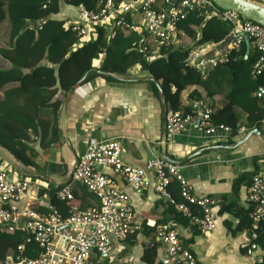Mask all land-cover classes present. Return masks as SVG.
Listing matches in <instances>:
<instances>
[{"label": "crops", "instance_id": "0c3cea01", "mask_svg": "<svg viewBox=\"0 0 264 264\" xmlns=\"http://www.w3.org/2000/svg\"><path fill=\"white\" fill-rule=\"evenodd\" d=\"M249 1L264 6V0ZM78 17L79 9L62 4L59 19L77 20ZM228 38L217 46L211 44L208 56L215 55L213 49L221 52L226 48L227 52V47L233 40L231 38L229 41ZM108 39L113 38L108 35ZM9 41L10 26L9 22L5 21L0 25V47H7ZM253 51L251 45V53ZM104 58V55L101 56L95 64L97 70L100 69ZM10 67L11 64L0 57V69ZM119 79V82H108L103 77H97L82 85L84 95L73 91L61 97L63 102L58 121L63 140L51 149L41 151L36 159L40 167L49 164L47 176H34L37 171L28 169L31 179L36 180L30 181L27 198L18 203L19 207L23 209L32 203L37 211H46V206L51 203L49 192L58 187H62V190L69 187L83 210L97 205V198L95 200L92 195L88 196L86 189L74 181L75 165L85 155L92 141L117 140L121 145L122 158L128 165L145 169L147 163L154 158L166 160L168 157L175 161L173 165L178 167L195 196L217 201L212 208L216 227L207 232L192 224L185 227L177 223L169 212V200L154 189L153 171H147L148 186L137 192L111 169H106L105 172L114 181L115 187L129 196V204L135 212L140 230L126 242H113L112 250L106 259H98L95 252H92L89 264H121L126 261L143 264L141 259L144 248L157 241L155 235L160 227L179 230L183 244L188 245L202 264H254V261L245 255L242 247L251 243L253 230L245 228L238 231V228L248 214L252 220L250 187L256 174H264V138L255 135L244 144L235 146L236 141L242 140L254 130L247 126V115L241 110H237L240 125L238 134L234 137L232 133L223 132L205 136L198 132L196 125H190L186 130L170 136L165 130L162 96L160 100L153 93V84H156L152 80L154 78L135 67L126 77ZM172 90L175 91V88ZM196 92L206 98L200 87H188L180 95L182 111L191 106L194 101L191 96ZM224 93L225 90L213 98L203 100L209 102L217 112L227 105ZM260 131L264 135L263 127ZM0 165L12 170L11 176L14 179L26 177L25 171L14 157L1 147ZM244 177L246 180L241 181L238 193H235L234 182ZM38 197L40 205L36 207ZM227 204H236L241 210V216L232 211L223 212ZM133 238L136 240L133 241ZM133 242L135 245H132ZM32 251L37 255L36 250ZM166 254V247L160 243L157 261L161 263Z\"/></svg>", "mask_w": 264, "mask_h": 264}, {"label": "trees", "instance_id": "16d2710c", "mask_svg": "<svg viewBox=\"0 0 264 264\" xmlns=\"http://www.w3.org/2000/svg\"><path fill=\"white\" fill-rule=\"evenodd\" d=\"M62 4L94 11L98 0H0V25L8 21L10 26V41L7 47H0V57L11 64L9 69H0V145L23 168L37 170L40 167L36 163L39 153L62 142L58 121L63 102L61 97L73 92L84 77L79 86L97 77H103L108 82H119V78L126 77L135 67L160 83L169 110H181L180 95L190 86L200 87L206 97L203 98L196 92L191 96L192 100L210 99L225 90L227 105L217 112L214 110L213 123L229 126L234 137L238 134L240 125L237 110H241L247 115L249 129H262L264 105L256 97V93L264 87V75L258 79L253 78V66L258 55L253 51L246 59L245 42L239 50L229 52L227 62L218 64L206 76L186 63L193 47L224 42L230 36L231 25L215 18H207L200 11L191 12L186 20L179 23L178 28L193 41V47L168 46L162 49V57L148 61L139 46L143 35L136 32H119L109 41L107 29L96 26L89 38L93 40L81 43L67 29V20L58 18ZM103 55L105 58L98 70L102 72L100 73L96 71L95 64ZM153 93L161 100L156 84H153ZM184 112H191V108L188 107ZM243 180L246 178H239L234 182L235 193H238ZM61 188L50 191L49 197L50 205L64 218L68 217L73 206L84 209L72 192L73 201L61 200ZM168 191L178 204L186 203L177 180L169 184ZM87 192L88 196L92 195L96 200L93 193L86 189ZM39 199L38 197L35 203L36 207L40 205ZM169 204V212L173 214L174 220L189 227L191 219L173 204ZM189 207L193 215H204L199 207ZM223 209V212L232 211L241 216V210L236 204H227ZM48 212L46 207V211L40 213ZM245 228H252L258 234L256 242L264 246V224L254 223L248 214L238 231ZM134 238L133 241L136 240ZM21 245H25L24 253L27 257H36L32 250H36L37 245L26 243V233H0L1 258L9 254L20 255L18 247ZM183 245L189 249L188 245ZM159 246L158 240L151 246H146L141 262L161 264L157 261ZM94 252L95 257L100 259V255Z\"/></svg>", "mask_w": 264, "mask_h": 264}, {"label": "built area", "instance_id": "2783aa9c", "mask_svg": "<svg viewBox=\"0 0 264 264\" xmlns=\"http://www.w3.org/2000/svg\"><path fill=\"white\" fill-rule=\"evenodd\" d=\"M194 11H200L207 18H215L232 26L230 35L233 40L228 45L226 54L208 56L212 45L193 47V41L178 28L179 23ZM96 26L105 27L110 38L116 37L119 32L143 35L140 51L148 61L162 57V49L168 46H191L193 49L186 63L203 76L218 64L227 62L229 52L239 50L248 37L258 55L253 66V78L258 79L264 75V26L245 19L237 12L223 10L212 0H98L96 10L80 8L78 19L66 22L67 29L81 43L90 40ZM74 91L79 95L85 94L82 86ZM256 97L264 105V87L256 93ZM190 108L189 113L182 110L167 111L165 130L168 135L178 134L190 125H196L198 132L205 136H213L219 132L231 134L229 126L213 123L214 109L206 100H194ZM262 125L264 128V121ZM106 169H111L137 192L148 186L146 174L152 170L157 193L190 217L193 224L198 225L202 231L215 229L212 208L217 201L195 196L177 166L154 158L147 163L145 169L137 168L123 161L121 145L117 140L92 141L85 155L77 161L73 179L93 193L98 204L86 210L73 206L67 218L51 205L46 206L48 214L37 212L32 207L20 209L18 203L28 195L31 182L27 177L12 178L13 171L0 165V233L24 232L26 243H36L41 253L38 259H24L22 253L25 245H21L18 247L20 255L0 257V264H89L91 252L96 251L106 259L113 242H126L138 229L135 212L129 204L128 195L114 186ZM173 180L179 182L181 196L186 203L178 204L168 192V185ZM59 198L74 200L69 187L59 193ZM249 201L253 204L252 221L264 224V174L253 178ZM189 205L199 207L204 215H193ZM22 219H25L23 224ZM157 236L167 252L161 260L162 264H202L190 249L184 247L177 229L161 227ZM251 236V243L242 246L245 255L254 264H264V246L256 242L258 234L255 231L251 232ZM121 264L134 263L126 261Z\"/></svg>", "mask_w": 264, "mask_h": 264}, {"label": "water", "instance_id": "95a60500", "mask_svg": "<svg viewBox=\"0 0 264 264\" xmlns=\"http://www.w3.org/2000/svg\"><path fill=\"white\" fill-rule=\"evenodd\" d=\"M212 1L214 2V4L216 6H218L219 8H221L223 10H231V11L237 12L239 15L245 17L247 20L264 26V6L258 5L256 3H253L251 1H249V0H212ZM231 38H233V36H230L228 38V40L231 41ZM245 43H246V46H247V52H246V59H247L250 56V54H251V42H250L248 37L245 38ZM212 51L215 53V55H217V54H220V53H225L226 52V48L223 51H221V52H218L217 49H213ZM96 71H98V70H96ZM98 72H100V71H98ZM100 73H102V72H100ZM84 79H85V77L81 80V82H83ZM152 80L155 81L154 79H152ZM81 82H80V84H81ZM156 84H157V87H158V89L160 91V94L162 96L163 107H164V110H165V112H164V118H165L166 114H167V111H168L167 102H166L165 95H164V92H163L160 84L157 83V82H156ZM60 115H61V110L59 112V120H60ZM255 135H258V136H261L262 138H264V135L261 133L260 130L254 129V130L250 131L242 140L238 141L235 146L238 147V146L244 144L251 137H253ZM0 147L2 149H4L6 152H8L3 146L0 145ZM166 160L169 163L175 164V161H173L172 159H170L168 157L166 158ZM16 162L25 171L27 176H31L27 169L23 168V166L17 160H16ZM74 165H75V163H74ZM74 165H73V167H72V169H71V171L69 173L70 177H72Z\"/></svg>", "mask_w": 264, "mask_h": 264}, {"label": "bare ground", "instance_id": "6f19581e", "mask_svg": "<svg viewBox=\"0 0 264 264\" xmlns=\"http://www.w3.org/2000/svg\"><path fill=\"white\" fill-rule=\"evenodd\" d=\"M245 18V17H244ZM246 19V18H245ZM251 42V41H250ZM124 161V160H123ZM76 164H77V162H76ZM76 166V165H75ZM152 171V170H151ZM180 173V172H179ZM256 175H259V174H256ZM255 175V176H256ZM254 176V177H255ZM31 178V177H30ZM125 181V180H124ZM80 184V183H79ZM81 185V184H80ZM81 186H83V185H81ZM114 186H115V184H114ZM84 187V186H83ZM168 187H169V185H168ZM86 188V187H85ZM87 189V188H86ZM118 189V188H117ZM168 189V188H167ZM119 190V189H118ZM121 191V190H120ZM136 191V190H135ZM90 192V191H89ZM122 192H124V191H122ZM169 192V191H168ZM125 193V192H124ZM170 193V192H169ZM126 194V193H125ZM127 195V194H126ZM129 197V196H128ZM25 198H27V196L25 197ZM22 201V200H21ZM20 201V202H21ZM18 207H19V204H18ZM26 207H32L33 208V210H35V211H37L34 207H33V204L32 203H29V205L28 206H26ZM25 207V208H26ZM20 208V207H19ZM55 208V207H54ZM21 209V208H20ZM56 209V208H55ZM38 212V211H37ZM181 212V211H180ZM49 213V212H48ZM48 213H46V214H48ZM183 213V212H182ZM184 214V213H183ZM185 215V214H184ZM186 216V215H185ZM188 217V216H187ZM188 218H190V217H188ZM191 219V218H190ZM23 220H25V219H22L21 220V224H23L22 223V221ZM191 224L192 225H195V226H197V227H199L198 225H196V224H193V222H192V219H191ZM137 226H138V229L135 231V233L134 234H132V235H135L139 230H140V225H139V223L137 222ZM161 228V227H160ZM167 228V227H166ZM200 228V227H199ZM171 229H175V228H171ZM179 231V230H178ZM157 232H158V230L156 231V237H157V240L159 241V239H158V236H157ZM207 232H209V231H207ZM181 234V233H180ZM132 235H130V236H132ZM160 242V241H159ZM32 243H34V242H32ZM36 244V243H35ZM37 245V244H36ZM112 246H113V243H112ZM36 251H37V255H36V257L35 258H31V257H27L26 255H25V250H24V252L22 253V256H23V258L24 259H28V260H34V259H38L39 257H40V250H39V248H38V246H37V249H36ZM94 252V251H93ZM92 253V252H91ZM98 253V252H97ZM100 255V254H99ZM14 256H17V255H14ZM90 257H91V254H90ZM100 257H102V255H100ZM90 261V258H89V260H88V262Z\"/></svg>", "mask_w": 264, "mask_h": 264}, {"label": "rangeland", "instance_id": "374dc122", "mask_svg": "<svg viewBox=\"0 0 264 264\" xmlns=\"http://www.w3.org/2000/svg\"><path fill=\"white\" fill-rule=\"evenodd\" d=\"M90 40H93V39H90ZM7 42H8V39H7ZM236 143H237V141H236ZM44 166V165H43ZM38 167L37 168V173H36V175H34V176H47L48 174L46 173V171L48 170V167H49V164H47V165H45L44 167ZM19 167V166H18ZM19 169H21L20 167H19ZM25 174V173H24ZM27 178L30 180V181H33V180H36V179H31L30 178V176H27ZM190 249V248H189ZM188 249V250H189ZM193 253V252H192ZM193 255H194V253H193ZM195 256V255H194ZM197 259V258H196ZM201 263V262H200Z\"/></svg>", "mask_w": 264, "mask_h": 264}, {"label": "clouds", "instance_id": "9594fccd", "mask_svg": "<svg viewBox=\"0 0 264 264\" xmlns=\"http://www.w3.org/2000/svg\"><path fill=\"white\" fill-rule=\"evenodd\" d=\"M27 177V175H25Z\"/></svg>", "mask_w": 264, "mask_h": 264}]
</instances>
